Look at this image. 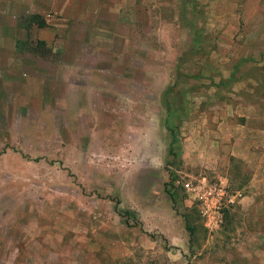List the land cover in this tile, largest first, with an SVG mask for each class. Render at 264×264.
Here are the masks:
<instances>
[{"label": "rangeland", "instance_id": "374dc122", "mask_svg": "<svg viewBox=\"0 0 264 264\" xmlns=\"http://www.w3.org/2000/svg\"><path fill=\"white\" fill-rule=\"evenodd\" d=\"M35 19L0 0V264H256L241 205L208 225L182 184L249 193L221 102L264 111V0L181 2L172 51L99 73L37 44Z\"/></svg>", "mask_w": 264, "mask_h": 264}, {"label": "crops", "instance_id": "0c3cea01", "mask_svg": "<svg viewBox=\"0 0 264 264\" xmlns=\"http://www.w3.org/2000/svg\"><path fill=\"white\" fill-rule=\"evenodd\" d=\"M25 2L28 13L38 19L29 23L30 37L56 49L64 65L99 73L102 59L156 58L162 56V49L172 51V39L167 40L166 33L173 25L177 35L178 6L188 0ZM221 58L225 59L224 52ZM80 59H91L93 65L87 67ZM239 116L244 119L237 120L231 105L222 100L221 156L240 160L249 177V193L240 196L238 204L245 212L247 231L257 239L250 257L256 264H264V209L260 205L264 200V192H260L264 188V111L255 106Z\"/></svg>", "mask_w": 264, "mask_h": 264}, {"label": "built area", "instance_id": "2783aa9c", "mask_svg": "<svg viewBox=\"0 0 264 264\" xmlns=\"http://www.w3.org/2000/svg\"><path fill=\"white\" fill-rule=\"evenodd\" d=\"M182 186L192 202L198 204L208 225L219 220L220 207L232 206L240 199V194L229 193L224 183H208L204 178L185 181Z\"/></svg>", "mask_w": 264, "mask_h": 264}, {"label": "trees", "instance_id": "16d2710c", "mask_svg": "<svg viewBox=\"0 0 264 264\" xmlns=\"http://www.w3.org/2000/svg\"><path fill=\"white\" fill-rule=\"evenodd\" d=\"M36 43H37V44H41V45L43 44V42H41V41H36ZM28 49H29V48H28ZM29 50H31V49H29Z\"/></svg>", "mask_w": 264, "mask_h": 264}]
</instances>
